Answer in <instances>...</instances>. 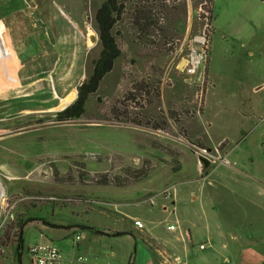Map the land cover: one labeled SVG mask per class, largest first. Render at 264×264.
Instances as JSON below:
<instances>
[{
  "label": "rangeland",
  "instance_id": "obj_1",
  "mask_svg": "<svg viewBox=\"0 0 264 264\" xmlns=\"http://www.w3.org/2000/svg\"><path fill=\"white\" fill-rule=\"evenodd\" d=\"M105 1L0 0V34L21 83L0 97V264H19L20 224L38 217L57 228L24 225L22 264H30L28 248L42 231L43 242L67 257L81 234L88 264H134L147 236L173 243L177 232L167 226L177 228V219L192 212L199 217L191 230L194 254L212 251L199 245L208 246L223 218L209 203L214 164L204 170L197 152L218 141L243 144L227 104L233 85H264V3L125 0L112 30L120 58L84 114L65 119L59 113L76 101L100 55L95 13ZM203 32L213 42L192 75L185 61ZM168 188L179 195L175 204L165 198ZM46 204L54 210L39 213ZM76 225L110 236L72 230Z\"/></svg>",
  "mask_w": 264,
  "mask_h": 264
},
{
  "label": "crops",
  "instance_id": "obj_2",
  "mask_svg": "<svg viewBox=\"0 0 264 264\" xmlns=\"http://www.w3.org/2000/svg\"><path fill=\"white\" fill-rule=\"evenodd\" d=\"M217 23L215 20L212 26L214 32ZM210 42L212 45V38ZM248 54L254 57L255 50L248 48ZM233 91L232 100L227 105L239 123L234 127V135L240 127L245 133L243 144L236 141L232 146L223 144L222 147H219L222 141L203 144L211 151L219 152L221 157L213 165L216 188L210 194L209 203L214 211L217 208L216 212L222 214L223 219L215 224L216 237L211 238L208 246L201 249L204 244L199 245L201 251L213 247L212 251L200 257L194 254L196 240L191 230L199 217L192 212L186 218L177 219L175 230H169L167 226V230L177 232L173 243L158 242L152 234L147 236L146 244L137 246L134 264H264V85H233ZM202 109H205V99ZM202 116L203 113L198 119ZM178 197L173 188V204ZM197 198L195 195L193 200ZM223 229H227L225 235H221ZM42 230L51 229L44 226ZM43 231L38 235V244H47L43 242ZM82 250L78 243L77 250H73L69 257Z\"/></svg>",
  "mask_w": 264,
  "mask_h": 264
},
{
  "label": "trees",
  "instance_id": "obj_3",
  "mask_svg": "<svg viewBox=\"0 0 264 264\" xmlns=\"http://www.w3.org/2000/svg\"><path fill=\"white\" fill-rule=\"evenodd\" d=\"M125 0H106L103 5L95 13V23L96 29L99 34L100 42L102 49L97 60L93 61V71L88 79L78 87V97L76 101L67 107L65 110L60 112L61 116H64L65 119H78L80 118L85 111V105L89 100L90 96L95 94L106 75H108L114 68L115 62L121 56V50L117 44V41L112 34V30L116 23V18L120 17L124 11V2ZM264 3V0H260ZM211 4L213 0L210 1ZM54 204V203H53ZM50 205L48 208L43 209L42 205L38 207V212L42 213L47 210L53 211L55 207L52 204H46L45 206ZM37 221L38 223L43 224L49 228H57V226L52 225L48 222L47 218H27L24 222L20 224L21 232L18 234V245H17V256L18 263L21 264V251L23 250L24 245V235L22 231L24 225L30 222ZM89 228L85 225H76L72 230H83ZM91 232L99 234L95 228H89Z\"/></svg>",
  "mask_w": 264,
  "mask_h": 264
},
{
  "label": "built area",
  "instance_id": "obj_4",
  "mask_svg": "<svg viewBox=\"0 0 264 264\" xmlns=\"http://www.w3.org/2000/svg\"><path fill=\"white\" fill-rule=\"evenodd\" d=\"M202 35L203 38H201ZM202 35L201 37L198 35L194 37V41L198 46L197 51L192 50L189 59L185 61V69L192 75H196L200 67L207 61L210 41L204 32ZM197 153L199 157L203 156L205 159L210 161V164H216L220 160L217 157L220 156L219 152L211 151L208 148L198 149ZM215 153L217 156L214 155ZM164 194L165 198L171 199L173 197V188H168ZM151 203L153 204V201H151ZM134 226L140 231L145 227L144 223L139 219H134ZM168 229L175 230V227L171 225L168 226ZM82 240L83 236L81 234H77L72 242L73 250H77L78 243ZM200 248L204 249L205 245H201ZM28 254L30 258V264H85L87 261V257L81 253H77L73 257H67L59 248L48 243L30 246L28 248Z\"/></svg>",
  "mask_w": 264,
  "mask_h": 264
},
{
  "label": "bare ground",
  "instance_id": "obj_5",
  "mask_svg": "<svg viewBox=\"0 0 264 264\" xmlns=\"http://www.w3.org/2000/svg\"><path fill=\"white\" fill-rule=\"evenodd\" d=\"M0 35L2 36V39H0V42H2V44H0V97H1L7 95L11 91H16L18 86L21 87L20 85L21 83L19 81H16L17 79H19L18 68H17L18 62L15 59V57L12 56V52L10 51V49L8 48V46L4 41L5 39L4 32L1 33ZM11 142H8L9 145L11 144ZM1 195H0V200H1Z\"/></svg>",
  "mask_w": 264,
  "mask_h": 264
},
{
  "label": "water",
  "instance_id": "obj_6",
  "mask_svg": "<svg viewBox=\"0 0 264 264\" xmlns=\"http://www.w3.org/2000/svg\"><path fill=\"white\" fill-rule=\"evenodd\" d=\"M95 40H96L95 37L91 38V41L94 42ZM67 107H68V105H66L63 109L65 110ZM199 161L203 164L202 166H203L204 170H206L209 167V165H210V162L207 159L203 158V157H199ZM103 234H106V233H103ZM124 234H125V232H116V233H113L112 236L117 237V236H121V235H124Z\"/></svg>",
  "mask_w": 264,
  "mask_h": 264
}]
</instances>
